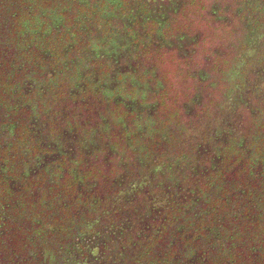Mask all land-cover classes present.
Masks as SVG:
<instances>
[{
    "label": "trees",
    "instance_id": "16d2710c",
    "mask_svg": "<svg viewBox=\"0 0 264 264\" xmlns=\"http://www.w3.org/2000/svg\"><path fill=\"white\" fill-rule=\"evenodd\" d=\"M174 1L178 3L179 0L166 1L162 9L171 10ZM223 5H214L207 13L213 17L214 23L226 25L228 22L227 27L232 24V30L223 41V53L216 51L209 56L214 59L210 61L212 66H186V76L183 78H187L186 83L192 82L188 87L193 93L185 94L179 100L180 105L173 103L171 109L163 106L162 93L152 99H147L145 93L139 94L142 85L151 80V72L142 69L137 63L138 55L129 53L124 44L116 40L119 30L109 17L111 8L93 7L97 13L91 11L92 20L99 24V30L92 27V32L88 28L78 29L71 48L67 47L69 42L66 38L46 35L39 41L38 44L45 46L52 43L58 45L54 58L52 54L42 53L40 64L35 66V78L39 76V80H45L44 83L36 85L31 80V70L18 72L17 75L21 76L15 79V84L11 83L13 86L9 85V96L5 99L7 104L0 112V154L7 152L5 148H16L23 153L22 161L0 171V223L4 225L0 230V263H19V259L12 260V254L21 249L27 251L33 244L26 240L27 229H16L11 221L19 218L28 225L48 213L54 214L59 221L70 215L75 205L89 203L86 212L88 218L106 213L115 221L127 224V229L113 235L102 226H92L82 221L84 226H79L82 231L95 234V237L102 236L103 241L98 248L90 244L79 245L81 264H104L102 253H114L115 249L128 251L133 258L139 250L146 251L151 256L148 264H155L152 259L162 258L166 264H194L190 261L196 253L202 256H199L201 260H196L198 264H210L207 244L201 245L203 238L194 242L189 239L180 242L182 237L173 229L163 236H155L153 229L164 219L166 212L162 213V210L165 209L164 202L169 204L170 192L179 188V196L187 198L195 188L196 178L203 174V170L200 171L202 168L192 166L181 172L185 167L181 166L180 171L154 167L156 154L143 147L145 140L142 137L145 134L148 142L149 139L162 140L163 133H138L137 128L146 124L154 127L159 120H168L184 128L194 143L192 148H187V158H191L195 164L202 163L205 171L210 170L211 174L216 172L214 168H218L223 159L241 170L245 165L240 160L242 154L244 160L251 161L252 157L245 147L248 143L245 145L243 141L245 137L238 139L242 145L234 146L237 144L236 138L250 128L264 146V88L257 89L254 85L264 86V48H253L259 57L249 69H237L234 64L247 33L255 28L264 29V0H230ZM256 5L261 10L253 13L256 15L253 17L250 12ZM71 6L76 15L80 10H86V6L79 1L74 0ZM253 24L258 25L253 28ZM68 39L71 38L68 36ZM49 42L50 45H46ZM82 45L91 47L93 52L90 58L80 52ZM178 49L182 53L180 56L187 59L191 51L186 50L184 44ZM140 74H147L149 78ZM74 93H78V96H74ZM81 94L85 95V99L93 97L87 104L80 105L82 108L71 107L70 110L76 109L72 118L67 119L62 112L55 117L48 113L60 99L73 96L72 100L68 99L73 103L81 99ZM200 105L203 111L194 114V108ZM242 109H246L253 120L247 131V127L243 131H236L239 128L235 126L243 119ZM260 110L262 113L258 114ZM208 128L213 130L208 133ZM215 129L219 133L216 134ZM130 131L137 135L132 136ZM7 142L11 148L1 147L2 143ZM164 148L173 149L170 145L161 147ZM3 156H0V161ZM5 156H9L8 152ZM128 158L133 161L126 162ZM256 170L264 175L262 167ZM154 173L158 174V183L150 180ZM237 173L238 170H234L229 174L228 189L241 187L240 180L244 179ZM6 176L21 180L22 188L19 189L18 185L13 188L9 180L5 181ZM148 178L150 185L144 183ZM90 183L91 187L87 190ZM178 183L182 186L177 187ZM260 190L262 196L256 208L258 212L262 209L264 214V185L260 186ZM237 201L241 209L250 207L246 197ZM58 204L62 205L59 213L56 210ZM237 204L234 202V206ZM223 208L237 212V208ZM79 228L70 234L52 233L50 238L64 240V243L73 246V237L74 243L79 239L76 238L81 232ZM132 237L142 239L139 243L142 244L141 248H131ZM54 254L52 251L50 254L42 251L43 264H54ZM109 259L107 264H112Z\"/></svg>",
    "mask_w": 264,
    "mask_h": 264
},
{
    "label": "rangeland",
    "instance_id": "374dc122",
    "mask_svg": "<svg viewBox=\"0 0 264 264\" xmlns=\"http://www.w3.org/2000/svg\"><path fill=\"white\" fill-rule=\"evenodd\" d=\"M75 1H79L86 6V10H80L76 15V11L71 6L74 0H0V112L7 104L5 99L9 96V85L13 86L16 83L15 79H19L21 76V74L17 75L18 72L23 70L29 72L31 70L33 72V79L31 80H34L36 85L44 83L45 80H39V76L35 78V66L40 64L42 53L52 54L53 58L56 52L58 53L56 43L50 45L49 42L46 44L50 46L38 44L44 36L66 38L69 42L67 47L71 48L74 46L73 37H75L74 34L78 33V29L88 28L92 32L90 30V27H92L99 30V24L92 20L91 11L93 10V14L97 13L93 7L111 8L109 17H112L114 25L117 24L119 30L116 40L124 44L125 50L129 53L137 54V63H140L142 69L144 68L152 73L149 74L151 80L142 85L139 94L143 95L145 93L147 99H152L158 98L157 96L162 93L163 106L165 105L164 107L167 109H171L173 103L179 106L180 98L185 94L193 93L188 87L189 83L192 82L186 83L187 78H183L186 76V66H212L210 61H214V59H210L209 56L213 52L216 53V51L220 54L223 53L221 51L223 50V41L228 36V32L232 30L230 28L232 24L229 27H227L228 22L226 25L224 23L219 25V23L212 22L213 17H209L207 14L213 9L214 5L221 4L224 6L223 4L230 0H179L178 3L174 1L175 5L171 10H167V8L163 10L162 4L173 0ZM109 2H111L112 7ZM237 2L238 4L241 3L240 1ZM259 10H261V7L256 5L255 8L251 9L250 15L255 17L254 14L258 13ZM236 11L238 10L236 9ZM205 14H207V17ZM152 21L157 23H152ZM256 25L253 24V28ZM247 35V40L244 39V46L239 50L240 52L234 61L237 69L246 67L249 69L254 66L255 59L259 57L258 52H254V50H259L260 47L264 48V29L257 30L255 28L254 31L251 29ZM68 36L71 39H68ZM240 41L242 42V39ZM181 44H184L186 50L191 51L187 55V59L180 56L182 53L178 48ZM82 46L80 52L84 57L89 56L90 58L93 52L91 47ZM140 75L149 78L147 74ZM254 85L257 89L264 88V86H258L257 83ZM175 100L176 102H174ZM13 106L16 107V105ZM197 108H194V114L196 112L201 114V111H203V109L200 110L201 105ZM257 113L261 114L262 110ZM249 114L246 109L242 111L241 116H243V119H241L240 124L235 126L239 128L236 131H243L246 127L245 131H247L248 127L250 128L253 118L252 116L249 117ZM212 130L208 128L206 132L210 133ZM137 131L138 133L144 131L163 133L162 140L151 141L149 139L150 142H148L145 134L142 137L145 140V143L142 144L143 147L149 149L150 153L156 154V160L153 161L154 167L180 171L179 168L183 166L185 169H182V172L194 166L198 169L202 168L200 171L203 170V174L196 178L195 188L188 194L187 198L182 197V195L179 196V188L170 192V195H168L169 204L164 202L166 212L164 219L159 226L153 228L155 236H163L169 229L171 231L173 229L182 237L180 242L184 239L194 242L203 238L201 245L207 244V256H209L210 264H220L217 263L216 259L221 260L220 262L231 260L234 261V264H245L249 255L248 250H246L247 247L244 248L242 244L247 243L249 246L254 241L251 230L254 229L255 222L251 221L257 216L256 203L260 201L262 196L260 186L263 187L264 185L262 171L256 170L264 164V146L259 142V139H256L254 130L250 128L247 133L241 134L239 138H236L237 141L235 140V142L237 144L234 145H242L238 139L245 137L243 141L245 145L248 143L245 147L248 148L246 150L248 155L252 157L251 161L244 160L245 156L242 154L243 158L240 160L245 162V165L241 170L234 163L223 159L220 162L221 165L214 168L216 172L212 174L210 170L205 171L206 168L202 166V163L195 164V161H191L189 157L187 158V148H192L194 143L190 141L191 136L184 128L172 124L168 120H159L158 123L154 124V127L146 124L144 127L139 126ZM218 131V129H215L214 132L217 134ZM130 134L134 137L137 135L133 131H130ZM262 137L264 138V131ZM168 145L173 149H161V147ZM3 146L11 148L9 142L2 143L1 147ZM4 150L8 152L9 156H5L7 152L0 154V156L4 155L1 157L0 171L22 161L23 157L22 151L16 148L9 150L5 148ZM132 161L128 158L126 162L130 163ZM234 170H238V176H243L244 180H240L241 187L239 189L236 186L228 189L230 186L228 177ZM157 173L151 175V179H145L144 183L147 182L150 185L149 179L151 182L158 183L160 180ZM181 186L182 184L178 183L177 187ZM245 197L249 202L251 211L248 216H239L238 212L241 211V207L237 204V200H243ZM234 202L237 206H234ZM89 206V203L75 205V209L71 214L66 215L65 219L60 218L59 221L51 213L43 214L37 221H31L28 225L25 224L24 220L20 221L19 218L11 221L14 228L27 229L26 240L33 243L27 251L21 249L17 250L16 254H12V260L16 259L18 261L19 259L20 262L16 264H43L42 251L46 254H50L52 251L55 253L54 264H81L79 245L81 243L83 245L90 244L98 248L103 241L102 236L95 237V234L82 231L79 228V226H84L82 221L89 222L92 226H102L113 235L121 234L127 229V224L120 220L115 221L113 218L108 217L106 213L89 217V219L86 215ZM224 206L237 208V212L227 211L223 208ZM61 207L62 205L58 204L56 207L57 213L61 211ZM225 221L227 223L222 225L221 223ZM77 228L81 232L76 235V238L79 239H76L75 243V236L73 237V246L68 245L67 242L64 243V240L50 238L52 233L64 232L70 234ZM141 240L139 237H132L131 248L137 246L141 248L142 244H139ZM236 245L238 248H236ZM148 254L146 251L139 250L134 253L133 258L128 251L121 252L115 249L114 253H102V256L104 264L109 263V258H111L110 262L112 264H148L147 261L151 257ZM157 254L160 256V253ZM152 261L155 264H166L163 258L152 259ZM255 264H264V258L255 262Z\"/></svg>",
    "mask_w": 264,
    "mask_h": 264
},
{
    "label": "flooded vegetation",
    "instance_id": "af4514ba",
    "mask_svg": "<svg viewBox=\"0 0 264 264\" xmlns=\"http://www.w3.org/2000/svg\"><path fill=\"white\" fill-rule=\"evenodd\" d=\"M74 96H78V93H74ZM22 97L23 96H21V98ZM92 97H93V95H92ZM92 97L91 96H88V99H85V95L84 94H81L80 95V98L81 99L78 100V101H75L74 100L73 103L68 101V99H71L72 100L73 99V96H71V97H69L67 99H60L59 102L56 105H54V107L51 110L48 111V113H50L51 115H53L55 117V116H57L59 114V112H62V115L64 117H66L67 119L68 118H72L73 116H75L74 113L76 112V109L70 110L71 107H81L80 105L87 104L88 101H89V99H91ZM262 170L264 171V164L262 165ZM4 179H5V181L6 180L7 181L9 180L10 181V184H11V186L13 188H14V185L15 184L18 185V188L19 189L22 188L21 180H16L13 177H9L8 178L7 176ZM81 186H82V184H81ZM83 186H85V185L83 184ZM89 187H91V183L88 186L87 190H89ZM250 210H251L250 207L247 208V209L246 208L245 209H241V211H239L238 214H239V216H243V215L248 216ZM164 211H165V209L162 210V213ZM240 212L242 213L241 215H240ZM252 222H255L254 223V225H255L254 229L255 230L254 229L251 230V233L253 235L254 241H253L252 244H249V246H248L247 243L242 244L244 248L247 247L246 250H248V255H249V257L245 261V264H255V262H257V261H259V260H261V259L264 258V214H263L262 209L259 212L257 211V216L254 218V221H252ZM3 227H4V225L2 223H0V230ZM236 248H238L237 245H236ZM199 256L202 257L201 255H199L198 253H196L195 256L193 257V259L190 262H193L194 264H198L196 262V260L200 259ZM220 264H234V261H231L230 260V261H226V262H221Z\"/></svg>",
    "mask_w": 264,
    "mask_h": 264
}]
</instances>
